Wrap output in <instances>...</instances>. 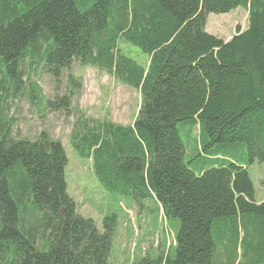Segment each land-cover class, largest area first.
I'll use <instances>...</instances> for the list:
<instances>
[{
    "label": "trees",
    "instance_id": "16d2710c",
    "mask_svg": "<svg viewBox=\"0 0 264 264\" xmlns=\"http://www.w3.org/2000/svg\"><path fill=\"white\" fill-rule=\"evenodd\" d=\"M238 7L244 30L227 41L205 31L209 13ZM119 40L146 63L123 54ZM73 61L141 97L131 125L81 122L71 134L105 189L150 196L173 221V245L129 264H240L238 242L248 264H264V201H254L239 161L246 153L248 164L264 163V0H0V264H110L116 216L99 231L78 214L61 144L45 133L13 136L8 114L28 89L40 102L22 80L26 68L57 76ZM179 124L198 126L188 160Z\"/></svg>",
    "mask_w": 264,
    "mask_h": 264
},
{
    "label": "rangeland",
    "instance_id": "374dc122",
    "mask_svg": "<svg viewBox=\"0 0 264 264\" xmlns=\"http://www.w3.org/2000/svg\"><path fill=\"white\" fill-rule=\"evenodd\" d=\"M247 20V12L241 7L227 13H209L205 31L227 41L235 33L236 26L241 30L246 28ZM118 46L138 64L146 63L147 55L131 43L119 40ZM25 75L23 82L27 80L28 87L37 86L40 102L30 101V89L8 102V114L14 123L13 136L37 140L45 133L50 140L58 141L67 158L64 168L66 191L74 200L77 212L91 218L99 231L103 230L104 216H116L108 262L129 264L173 245L176 228L173 221L164 217L161 206L150 196L134 198L131 194L105 189L94 175L91 158L79 155L71 141L72 132L81 122L110 120L115 124L131 125L139 109L138 90L104 70L78 61H73L57 76L42 68H26ZM48 101L52 105L49 106ZM188 130L187 126L178 125L186 160L197 153L199 133L197 125ZM240 157L239 161L247 166L253 183L254 201H264V163L254 160L248 164L246 153ZM237 252V262L248 264L250 253L245 251L244 244L238 242Z\"/></svg>",
    "mask_w": 264,
    "mask_h": 264
}]
</instances>
